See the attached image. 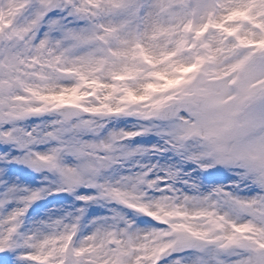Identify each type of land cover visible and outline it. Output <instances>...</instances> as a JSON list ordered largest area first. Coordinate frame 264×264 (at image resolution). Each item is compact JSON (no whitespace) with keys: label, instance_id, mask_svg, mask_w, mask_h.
<instances>
[{"label":"snow or ice","instance_id":"obj_1","mask_svg":"<svg viewBox=\"0 0 264 264\" xmlns=\"http://www.w3.org/2000/svg\"><path fill=\"white\" fill-rule=\"evenodd\" d=\"M0 264H264V0H0Z\"/></svg>","mask_w":264,"mask_h":264}]
</instances>
